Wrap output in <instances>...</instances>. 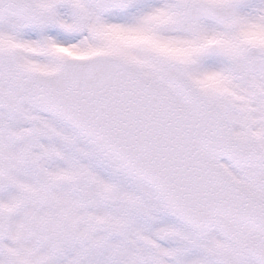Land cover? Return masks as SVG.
I'll use <instances>...</instances> for the list:
<instances>
[{
  "label": "snow or ice",
  "instance_id": "6c2138e0",
  "mask_svg": "<svg viewBox=\"0 0 264 264\" xmlns=\"http://www.w3.org/2000/svg\"><path fill=\"white\" fill-rule=\"evenodd\" d=\"M0 264H264V0H0Z\"/></svg>",
  "mask_w": 264,
  "mask_h": 264
}]
</instances>
